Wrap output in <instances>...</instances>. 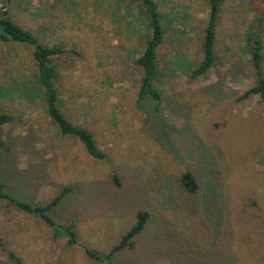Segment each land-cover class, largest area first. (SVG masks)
Masks as SVG:
<instances>
[{
    "label": "rangeland",
    "instance_id": "374dc122",
    "mask_svg": "<svg viewBox=\"0 0 264 264\" xmlns=\"http://www.w3.org/2000/svg\"><path fill=\"white\" fill-rule=\"evenodd\" d=\"M154 1L164 28L160 103L137 101L143 72L135 59L150 32L138 2L0 0L42 43L75 50L52 57L60 107L105 153L94 158L58 131L32 48L0 41V113L13 116L3 126L0 183L32 203L72 186L53 216L77 234L68 244L0 199V264H101L83 247L107 253L140 210L148 221L113 264H264V102L241 98L257 82L253 34L262 40L264 78V0H222L216 62L194 79L208 0ZM186 170L196 177L194 192L179 186Z\"/></svg>",
    "mask_w": 264,
    "mask_h": 264
},
{
    "label": "trees",
    "instance_id": "16d2710c",
    "mask_svg": "<svg viewBox=\"0 0 264 264\" xmlns=\"http://www.w3.org/2000/svg\"><path fill=\"white\" fill-rule=\"evenodd\" d=\"M5 1V0H4ZM143 8L149 28V33L144 43L140 55L135 59V63L142 69L140 86L138 92V102L152 100L160 103L162 100L161 91L156 87L159 76L157 66V49L162 43L164 37V28L161 22L160 12L154 0H134ZM222 0H208L209 14L207 24L204 28L202 40V58L191 71L192 79L204 75L216 62L215 54V36L216 27L221 10ZM2 7V8H1ZM0 7V41H14L24 43L32 48V56L37 69V80L40 84V90L44 98L46 111L62 135L70 136L79 140L87 153L97 159H102L105 153L97 146L92 132L85 126L72 122L60 107V92L55 83L58 77V67L52 57H58L66 52H75L74 49H67L62 46H49L42 43L39 38L31 31L12 20L5 6ZM264 31V27H263ZM251 41L249 53L251 55L252 65L257 77L254 86L247 89L241 98L248 97L251 94H258L264 102V78L262 75V40L259 34L250 35ZM13 120L11 114L0 113V147L5 145L3 139V126ZM113 178L117 184L119 180L116 174ZM181 190L194 192L197 189V180L190 170L181 174L179 180ZM73 189L72 186H64L50 200L45 203H32L6 190L5 185L0 183V199L15 205L19 210L40 218L52 230L54 237L64 235L68 244L77 242V234L73 223L61 225L56 222L54 212L60 206L66 194ZM147 211H137L134 224L121 236L118 243L115 244L107 253H100L90 247H83L87 257L100 262L101 264H113L110 257L113 253L125 247L133 246V238L141 232L148 221ZM1 244V241H0Z\"/></svg>",
    "mask_w": 264,
    "mask_h": 264
}]
</instances>
